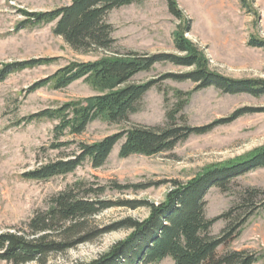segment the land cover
<instances>
[{
  "label": "rangeland",
  "instance_id": "rangeland-1",
  "mask_svg": "<svg viewBox=\"0 0 264 264\" xmlns=\"http://www.w3.org/2000/svg\"><path fill=\"white\" fill-rule=\"evenodd\" d=\"M70 1L0 0V69L10 62L53 59L0 79V233L24 228L35 211L47 209L53 196L77 180L104 187L101 199L117 203L148 201L158 205L176 182L184 184L207 166L243 159L264 148V93H225L214 86L196 88L197 84L191 80L169 76L189 72L194 67L161 61L133 76L136 83L154 81V84L144 94L139 110L127 121L109 123L97 119L80 135H67L61 140L92 143L133 125L163 127L167 111L179 98L186 100V104L176 114V124L201 127L224 122L215 123L205 133L190 135L171 151L122 158L118 155L120 140L99 167H93L85 159L65 175L46 180L24 178L26 171L57 158L61 150L50 148L55 121L32 115L96 94L83 79L64 88L56 89L47 83L30 91L36 82L69 62L94 61L106 54L102 50L88 53L73 50L54 34L55 22L20 27L27 18L25 12L48 11ZM174 1L181 18L171 14L166 0H141L112 9L107 21L113 26L115 49L148 55H183L173 41L174 33L182 30L184 37L203 54L209 70L232 79L264 80V45L249 44L253 38L264 41V0ZM241 110L245 112L234 116ZM251 188L264 192V166L236 176L226 191L209 187L204 196L206 217L213 218L235 208L233 215L238 219L246 210L236 207L241 204L243 192ZM149 213L147 206L125 204L104 209L88 219L75 238L66 241H76L74 244L26 264L90 263L128 238L131 229L117 227L121 222L126 219L142 222ZM226 225L227 220L218 219L211 227V234L218 235ZM227 250L254 252L260 258L253 264H264L262 208L248 216L238 236L219 246L217 252ZM0 264L12 263L0 258ZM154 264H173V260L166 257Z\"/></svg>",
  "mask_w": 264,
  "mask_h": 264
},
{
  "label": "trees",
  "instance_id": "trees-1",
  "mask_svg": "<svg viewBox=\"0 0 264 264\" xmlns=\"http://www.w3.org/2000/svg\"><path fill=\"white\" fill-rule=\"evenodd\" d=\"M138 1L141 0H71L69 4L52 10L24 13L27 18L20 23V27L55 22L54 34L62 37L73 50L82 53L95 50L106 52L94 61L69 62L30 87L31 91L51 83L59 89L83 79L96 94L67 101L32 115L33 118L55 121L54 141L50 148L61 150L57 158L26 171L24 178L46 180L65 175L74 171L85 159L93 167H99L120 140L122 143L118 155L122 158L132 154L151 156L171 151L178 142L190 135L205 133L215 123L224 122L217 121L201 127L176 124V114L186 104V100L179 98L167 111V122L163 127L133 125L92 143L61 140L67 135H80L89 123L97 119L109 123L127 121L131 114L139 110L144 94L154 84V81L136 83L133 76L150 69L156 62L194 67L189 72L169 76L177 80H191L197 84L196 88L214 86L225 93H264L263 79H232L209 70L203 54L184 37L182 30L174 33L173 41L175 48L183 55H148L132 50H116L113 26L107 21V16L114 8ZM166 1L171 14L181 18L176 2ZM249 44L263 46L264 41L253 38ZM51 60L39 58L6 63L0 69V79L11 72ZM244 112L241 110L234 116ZM263 166L264 148L243 159L207 166L188 182H176L165 200L158 205L148 201L117 203L101 199L99 196L104 192V187H94L84 180H77L53 196L47 209L35 211L24 228L17 232L0 233V258L12 264H26L42 260L50 252L63 251L76 242L66 241L77 235L88 219L104 209L125 204L132 207L147 206L149 216L142 222L132 219L121 222L117 227L131 229L128 238L87 264H154L166 257H170L173 264H253L260 258L254 252L227 250L219 254L217 250L238 236L240 227L255 210H264V198L260 197L264 196V192L256 188L243 192L241 204L236 208L245 207L246 211L238 219L233 215L235 208L207 218L204 196L209 187L216 186L226 191L236 176ZM218 219L227 220V225L218 235H213L211 227Z\"/></svg>",
  "mask_w": 264,
  "mask_h": 264
}]
</instances>
